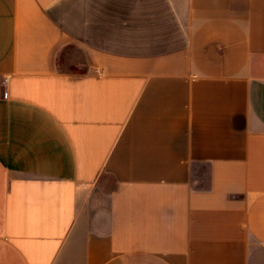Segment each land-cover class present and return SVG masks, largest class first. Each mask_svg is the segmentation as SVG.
Instances as JSON below:
<instances>
[{
    "label": "crops",
    "instance_id": "0c3cea01",
    "mask_svg": "<svg viewBox=\"0 0 264 264\" xmlns=\"http://www.w3.org/2000/svg\"><path fill=\"white\" fill-rule=\"evenodd\" d=\"M0 264H264V0H0Z\"/></svg>",
    "mask_w": 264,
    "mask_h": 264
}]
</instances>
